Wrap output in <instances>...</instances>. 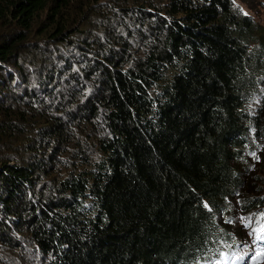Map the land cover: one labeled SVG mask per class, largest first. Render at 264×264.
<instances>
[{
  "label": "trees",
  "instance_id": "16d2710c",
  "mask_svg": "<svg viewBox=\"0 0 264 264\" xmlns=\"http://www.w3.org/2000/svg\"><path fill=\"white\" fill-rule=\"evenodd\" d=\"M242 2L0 0V264H212L235 207L264 234Z\"/></svg>",
  "mask_w": 264,
  "mask_h": 264
},
{
  "label": "rangeland",
  "instance_id": "374dc122",
  "mask_svg": "<svg viewBox=\"0 0 264 264\" xmlns=\"http://www.w3.org/2000/svg\"><path fill=\"white\" fill-rule=\"evenodd\" d=\"M243 3V2H242ZM242 7L248 14L256 18L257 22L264 25V0L260 8L250 10L246 4ZM264 148L259 159H251V173L256 172L257 165L263 161ZM264 192H262L263 194ZM249 214H246L238 208H234L229 215L227 227L230 230L231 243L229 244L225 255L212 264H230L231 261H237L241 258V264H264V248L261 251L255 250V244L249 234L248 221ZM247 260V262H246Z\"/></svg>",
  "mask_w": 264,
  "mask_h": 264
},
{
  "label": "clouds",
  "instance_id": "9594fccd",
  "mask_svg": "<svg viewBox=\"0 0 264 264\" xmlns=\"http://www.w3.org/2000/svg\"><path fill=\"white\" fill-rule=\"evenodd\" d=\"M241 259V258H240ZM246 262H247V260H246ZM248 263V262H247Z\"/></svg>",
  "mask_w": 264,
  "mask_h": 264
}]
</instances>
